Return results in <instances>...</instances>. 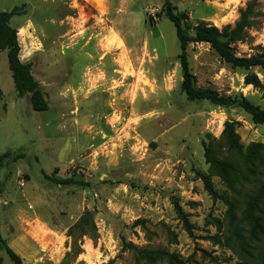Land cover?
Returning a JSON list of instances; mask_svg holds the SVG:
<instances>
[{
    "label": "rangeland",
    "instance_id": "rangeland-1",
    "mask_svg": "<svg viewBox=\"0 0 264 264\" xmlns=\"http://www.w3.org/2000/svg\"><path fill=\"white\" fill-rule=\"evenodd\" d=\"M250 1V24L231 44L249 57L264 46V0L170 3L192 36L201 22L233 25ZM13 7L19 58L48 103L35 111L29 93L17 95L1 49L0 156L10 155L0 160V238L23 264H260L264 237L249 240L241 217L245 193L264 179V124L180 91L179 42L161 0H0V11ZM186 53L196 87L264 108V69H251L254 87L208 43L190 42ZM226 121L243 153L258 145L262 161L235 190L209 174L202 145L226 155ZM236 231L254 258L238 250ZM0 257L13 264L1 241Z\"/></svg>",
    "mask_w": 264,
    "mask_h": 264
},
{
    "label": "trees",
    "instance_id": "trees-1",
    "mask_svg": "<svg viewBox=\"0 0 264 264\" xmlns=\"http://www.w3.org/2000/svg\"><path fill=\"white\" fill-rule=\"evenodd\" d=\"M164 7L165 17L172 22L175 27L176 37L179 42L180 53L178 59L181 67L182 81L180 83V91L188 100H206L211 104L223 108L238 107L249 115L254 123L264 124V108L250 102L242 95L225 96L220 95L217 91L210 88L196 87L194 85V77L190 71L186 49L190 42L208 43L211 49L226 63L233 67L241 68L247 71L245 82L259 87L260 82L257 76L251 72L254 67L264 69V46L259 53L249 57H238L233 52L231 44L240 41L243 38L244 30L249 26V18L253 14V1L247 3L246 7L240 11L238 19L233 25L227 24L222 28H218L212 24L198 23L192 27L193 35L190 36L183 27L186 21V15L182 12H175L170 0H161ZM17 8L13 7L10 11H0V50L7 49V58L9 69L11 71L14 89L20 97L26 93L30 95L31 107L35 111H45L48 109V103L39 88V82L31 73L29 63L22 62L19 58L20 46L17 39V30L9 25L12 16L17 15ZM223 145L226 148V155H222L212 144L202 143L204 149L205 162L208 164V172L211 175L220 177L230 189L235 190L236 185H242L249 182L251 175L255 174L258 163L262 162L259 155L258 145H251L248 151L243 153L242 146L239 143V137L235 132L234 124L226 121L222 131ZM5 153L0 156L5 158L9 156ZM206 189L210 194L216 195V191L212 188L208 176L202 174ZM229 206V225L234 226V218L232 210L234 204L231 200L226 199ZM241 220L250 226L249 240L260 241L264 237V179L258 181L254 185L250 193H245L243 201ZM263 214V216H262ZM84 216L75 224L81 226ZM235 241L237 248L242 255L254 258L252 253V245L248 244L244 235L240 231L235 232ZM226 242L230 243V236L226 237ZM4 250L13 264H23L20 256L12 250L6 242H3ZM250 247V249H249ZM143 252L147 259L167 258L171 263V256L163 250L139 251ZM2 258L0 257V264ZM260 264H264V253L261 257Z\"/></svg>",
    "mask_w": 264,
    "mask_h": 264
},
{
    "label": "crops",
    "instance_id": "crops-1",
    "mask_svg": "<svg viewBox=\"0 0 264 264\" xmlns=\"http://www.w3.org/2000/svg\"><path fill=\"white\" fill-rule=\"evenodd\" d=\"M27 27H28V25H27Z\"/></svg>",
    "mask_w": 264,
    "mask_h": 264
}]
</instances>
